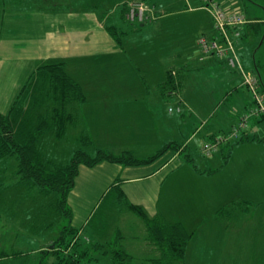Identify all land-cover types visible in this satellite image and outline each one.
<instances>
[{"label":"crops","instance_id":"0c3cea01","mask_svg":"<svg viewBox=\"0 0 264 264\" xmlns=\"http://www.w3.org/2000/svg\"><path fill=\"white\" fill-rule=\"evenodd\" d=\"M125 1L127 0H118L117 7L120 8ZM150 1L152 4L147 3ZM216 1L226 11L238 12L245 18L244 23L230 32L233 52L239 54L240 64L245 70L258 76L260 90L264 93V52L257 57L259 48L264 43V0ZM107 2L108 0H0L4 16L2 21L0 18V57H9V63L0 62V73L6 70L17 71V85L20 87L40 71L41 67L63 63L65 72L80 85L84 96L66 101L62 133L57 136L54 131L50 134L51 137L45 138L52 141L65 137L68 132L74 134L78 143L77 148L72 151L74 153L77 150L85 151L84 145L91 142L88 139L90 128H100L103 134L106 131L115 135L139 133L148 128L145 121L154 118V113L148 108L153 100L151 88H159L170 69H181L185 74L184 86L179 97L174 99L180 105L177 110L186 109L188 120L194 115V98L187 100L188 84L193 76L204 77L201 84L208 85L212 104L219 99V94V102L236 97L238 90L233 89L243 85L242 75L230 68L221 56L215 57L212 53L203 55L197 45L198 34V37L203 35L208 38L217 34L213 16L201 0H144L149 5L151 19L142 25L121 26L125 32L121 35L120 45L107 30V26L119 24V9L116 13L111 8L115 5ZM242 8L246 11L243 12ZM31 14L35 19L29 21L27 27L25 21ZM186 29H189V33ZM252 33L259 41H248ZM151 39H159L161 42L152 43ZM132 44L135 45L134 48L128 51ZM249 49L253 52H248ZM247 56L253 58L256 73L248 67ZM90 63L101 66L98 69L101 76L96 74L88 77L80 74L89 71ZM27 83L29 81L23 87ZM89 84H93L95 89H88ZM37 85L44 92L48 89V83L42 80ZM19 87L16 88V96L6 102L7 110L19 94ZM111 88L113 90L109 91ZM213 88L218 89L214 98ZM158 92L162 97L161 92ZM47 98L44 100L45 104L52 105L53 100ZM154 100L160 102L161 98L156 97ZM249 103L251 100H245L243 108ZM41 106L43 107L37 111L44 113L47 106ZM98 106L102 108L99 109ZM170 107L173 106H169L168 110ZM201 119L203 125L207 126L206 137L212 139L217 136L215 121L205 117ZM260 119L253 118L251 121L255 123ZM177 125L181 126V151L180 148H173L171 154L163 160L159 159L162 157L159 155L160 157L156 156L153 160L140 164L109 160L97 162V165L102 164L106 170L115 173L99 192L92 188L82 191L78 195L77 207L68 203V200L71 201L68 195L75 186L74 182L66 194L69 216H65L58 208L57 201L61 197L59 193L43 191L48 195L53 194V203L49 207L55 209V219L47 222L41 227L44 231H40L43 234L56 230L60 233L59 223L61 222L62 228L69 222V229L78 236L83 233L86 238L93 237L94 244L99 245L116 238L118 246H123L132 259L137 257L136 260L143 264H151L160 257L161 249L149 240L144 219L130 208L131 204H135L142 207L146 217L155 216L163 222L180 221L191 235L184 256L173 264H264V182L260 175H254L264 173L259 170L264 169V142L261 141L264 131L255 132L253 136L248 134L252 138L236 144L226 161L221 159L220 163L214 164L205 160L196 164L184 155L183 160L167 170L165 168L175 157L178 158L180 152H184L187 143L196 135L195 130L186 135L185 121L180 120ZM120 129L122 131L118 132ZM240 145H244L243 150H261L260 157L263 159L248 156L242 159L236 154V147ZM189 148L190 146L187 151ZM95 150H104L113 155L130 151L135 157L142 159L155 155L136 154L131 148L122 149L120 153L102 147ZM16 181L21 182L19 179ZM30 196L31 193L23 191L17 197L20 201L18 203H25L23 212L30 211L27 202L33 205ZM5 199L9 200L7 194ZM41 204L45 205L44 202ZM34 211L35 208L30 212ZM78 213H83L81 219L77 217ZM3 216L0 210V218ZM107 222L113 223L112 230L107 229ZM54 223L58 225H53ZM18 227L26 226L19 224ZM37 230L38 228L29 226L28 231L33 233ZM127 241L133 243L127 244ZM133 249H142V253L133 254ZM0 252L8 253L3 247ZM99 253L92 255L94 261L111 264V256L107 251Z\"/></svg>","mask_w":264,"mask_h":264},{"label":"rangeland","instance_id":"374dc122","mask_svg":"<svg viewBox=\"0 0 264 264\" xmlns=\"http://www.w3.org/2000/svg\"><path fill=\"white\" fill-rule=\"evenodd\" d=\"M118 0H108L107 4L115 5L114 7H111L116 13L118 12V7L116 4ZM148 1V0H146ZM157 1V0H156ZM203 3L204 1L201 0ZM215 1V0H214ZM217 2V1H216ZM147 3H151L147 2ZM149 6V5H147ZM109 7V8H110ZM2 8V7H1ZM0 8V18L1 21L3 20V14L2 9ZM243 12L246 11V9L242 8ZM147 13L150 15V18L146 19L150 20L151 15L149 9L147 10ZM264 13V10H263ZM33 15L27 17V20L25 21V26L29 27V21H32ZM10 19V18H9ZM143 21V22H145ZM146 25V24H144ZM124 27V24L122 25ZM189 33V29H186ZM196 37V42L198 47L200 48V45L198 43V36ZM248 41L251 42L252 40H256L258 37L252 33L248 37ZM166 40H170L169 37H165ZM258 40V39H257ZM259 41V40H258ZM150 42L160 43L159 39H151ZM135 45H131L127 50L131 51L134 48ZM201 50V48H200ZM251 50L249 49L248 52ZM253 51H251L252 53ZM255 52V51H254ZM259 55L264 52V43L259 48ZM264 56V53L262 54ZM248 67L251 68L253 72H255L254 69V61L252 57H248ZM0 62L3 63H9V57H0ZM264 66V65H263ZM247 68V66H246ZM248 68V69H249ZM98 69H101V66L99 64H91L89 67V71L83 72L80 74H85L88 77L96 74H100L101 71ZM247 70V69H246ZM264 69H262L263 71ZM264 72V71H263ZM21 73V72H20ZM149 73V72H148ZM256 73V72H255ZM18 72L12 71V70H6L3 73H0V112L4 113V111L7 110V101H11L14 98L16 88L19 86L17 85L18 82ZM22 74V73H21ZM143 73L141 72V75ZM147 74V73H146ZM145 74V75H146ZM123 76V75H122ZM144 76V75H143ZM83 77V76H82ZM35 74H33L29 80V82L34 81ZM262 83L264 85V76L262 75ZM25 81L18 89V92L22 89L23 85L27 82ZM98 81V80H97ZM204 81L203 76H199V78H195L194 76L191 78L188 84V99L194 98V104L193 106V114L192 117L188 120L189 114H186L185 110H177V108L180 107V105H177V101L175 103V96L171 94H159L158 90L159 88H151L152 95V105L148 106L151 113H154L153 120H146L148 128H144L140 130L139 133L135 135H126V133L121 134H113L107 133V131L103 134L101 129H91L90 128V137L88 138L91 140L88 144L84 145L85 151L90 154V156H94L96 153V148L102 147L105 150H111L112 152L120 153L122 149L125 148H131L134 149L136 154H158V156H162L159 159H164L168 157L171 154V150H173V147H170L169 145H177L176 150L181 151V126H178L177 123L181 121H185L186 126V135L188 133H193L194 130L196 131V135L193 137L192 140H190L187 144V147L184 148V152H180V155L175 157L173 161L170 163L168 167L165 169H169L173 164L178 163L181 161V159H184V155L188 156L190 161L195 162L198 164V162L201 161H212L214 164H218L221 162V159L223 155V152L220 150L221 147H224L226 145V141L229 139L230 141L234 138L239 137V135L246 131L247 134L253 136L256 133L255 132H262L264 131V119H260L257 122H252L251 120L253 118H261L262 116H250L246 122L245 128L240 129L236 136H230L233 138H228L222 142L220 140L217 143V148L219 151H214L209 155L202 154L200 150V146H202V143L205 141H210L212 139H209L206 137V130L207 126L203 125V121L201 118H210L211 121H215L216 123V129L218 132L217 136H223L227 137L228 133L232 131L234 127H236V124L239 123V119L241 115L248 113L250 111V108L253 106V96L250 88L243 84L239 85L237 88H234L233 90H238V93H235V98H229L226 99L224 102H219L221 98V94H219V99L216 101V103L212 104L211 102V94L208 92L209 87L206 84H201ZM20 82V81H19ZM93 84L87 85L88 89H95L92 87ZM18 86V87H17ZM261 89V84L258 87ZM257 88V89H258ZM258 89V92L263 96L264 100V93ZM111 88L109 91H112ZM36 91L35 82L33 83V86L30 84L27 85V87L23 90L21 99H23L22 104H25V107H29L27 104L28 100L30 103H33L35 99L39 100L42 98V96H37L34 98L33 92ZM37 91H42L37 88ZM215 91H218L217 88H213V98L216 96ZM27 93H28V99H27ZM232 95V92H231ZM16 96V95H15ZM156 97H160L161 101L157 102V100H154ZM173 97V98H172ZM251 100V103L246 105L247 107H244V101ZM193 101V100H192ZM46 103V102H45ZM44 102L41 103V105L49 106L50 104H45ZM176 105H175V104ZM31 105V104H30ZM39 105L38 103L32 104L34 109L42 108L43 106ZM61 103H58L57 106L54 108L48 107L47 113L50 114L49 116H53L54 119L51 121L53 124H57L59 127V123L61 121L65 122V110L60 108ZM169 106H173L172 111L168 110ZM98 108H102V106H98ZM97 109V111H99ZM245 109V110H244ZM45 110V112H46ZM63 110V111H62ZM183 111V112H182ZM27 113L26 119L28 120L29 115L31 114V109L29 108V111H23V113ZM34 112V110H33ZM186 114V115H185ZM199 114V115H198ZM48 116V117H49ZM148 116V115H147ZM201 116V118L198 119V117ZM52 117V118H53ZM177 120V122H176ZM262 121V122H261ZM197 124V125H196ZM196 125V126H195ZM195 126V128H194ZM199 126V127H198ZM219 126V127H217ZM197 128V129H196ZM122 129H120L118 132H121ZM180 133V134H179ZM230 134V133H229ZM258 136V135H256ZM262 136V135H260ZM48 137H51V135H48ZM52 139V138H51ZM78 143L75 141L74 134L71 135V133H67L66 136H62L60 139H50L42 138L40 142L41 151L43 158L45 160H51L55 163L60 162L62 164H65L68 162L69 158L72 153V151L77 148ZM194 145V146H193ZM188 146H190L189 150L187 151ZM96 147V148H95ZM244 145H240L236 147V154L239 155L242 159L249 158L252 159H263L261 156V150H257L256 148H247L243 150ZM258 148V147H257ZM141 150V151H139ZM165 151V152H164ZM146 152V153H145ZM164 152V153H163ZM173 152V151H172ZM159 156V157H160ZM18 158L15 155L7 156L0 161V210L1 214L4 215L0 218V248H5L8 253L3 258H0V264H52L56 262V255L48 253L50 252H59L62 255H69V253L73 252H79V255L84 254V249H87L88 252H85V257L80 258V261L70 263V264H104L102 262L94 261V258L92 255H99V251H107L110 256H112L113 251L117 248L118 242L116 238L111 239L110 241H107L100 247L99 250L94 251L93 244L95 242L93 237L88 236L86 238L83 233L81 236H78L76 232H72V229H69L70 227L69 222L66 223V225H63L61 228V222L58 224L54 223L53 225H58L61 229L60 233L56 232H46V234H43L44 231L41 229L44 225L47 224L50 220L55 219V209H51L49 207L50 203H53V194L50 195L43 193V191L40 189V186L33 185L31 183H21L16 181L17 180V163ZM57 161V162H56ZM103 161V160H102ZM248 161V160H247ZM109 163V162H105ZM98 163L92 165V166H86L83 163H80L78 168V174L74 180L75 186L73 189L69 192L68 198L70 196L71 201L68 200V203L70 206L75 204L77 207L79 204L78 201V195L82 191H87L88 188L96 189V192H99L101 187H103L106 182H109V178L112 174L115 172H112L111 170H106L102 164L97 165ZM110 165V164H105ZM262 167V166H259ZM260 172H264V169H259ZM118 174V173H117ZM255 176L260 175L261 181L264 182V173L256 174ZM252 181V180H250ZM41 190V191H40ZM74 190V192H73ZM23 191L31 193V203L27 202L29 204V210L35 208L34 212H30L28 210H25L26 212H23L26 207L24 206L25 203H18L20 202L17 200V197L23 193ZM50 192V191H47ZM5 194L9 196V200L5 199ZM39 202V204H37ZM41 202H44L46 207H43L45 205L41 204ZM41 204V205H40ZM43 207V210H40V208ZM43 212V214H41ZM83 213H78L77 217L80 219L82 218ZM8 219L9 222L6 220ZM4 223V224H3ZM64 223V222H63ZM19 224L21 226H26L25 228L18 227ZM109 227L108 230H112L113 223L107 222ZM29 226L34 228H38L35 232H29ZM41 229V231H40ZM27 230V231H26ZM87 233V232H85ZM62 236L64 241L59 244L58 238ZM65 237L69 240H65ZM90 240V241H89ZM75 241H78L75 242ZM127 244H132L133 241H127ZM79 244V245H78ZM78 245V246H77ZM132 250L133 254L142 253V249ZM46 251V252H45ZM1 253V252H0ZM18 253V254H14ZM91 253V254H89ZM10 255V256H9ZM67 258V257H66ZM93 259V260H92ZM135 258H129V261L127 264H143L142 262L136 260ZM109 261V257L107 258ZM133 260V262H131ZM66 261V260H64Z\"/></svg>","mask_w":264,"mask_h":264},{"label":"trees","instance_id":"16d2710c","mask_svg":"<svg viewBox=\"0 0 264 264\" xmlns=\"http://www.w3.org/2000/svg\"><path fill=\"white\" fill-rule=\"evenodd\" d=\"M128 9L129 0L120 5L118 12L119 24L107 26V30L115 37L118 45L122 43L121 35L125 32L121 29L123 24L130 26L131 24L142 25L144 23L143 21H130L127 18ZM119 28L121 29L120 32L118 31ZM211 55L219 57L214 54ZM237 55L240 60L239 54ZM221 58L224 59L230 68L237 70L241 75L237 66H231L227 62L225 55L221 56ZM256 77L260 85V80L258 76ZM33 80L34 81L27 83V85L29 84L30 86L31 84L33 86V83L35 82L36 91L32 94H34V98L36 95L42 96L41 99H35L33 103L26 100L29 107H25L26 105L22 104L23 99H21V97H23L21 96L22 92L27 87V85H25L11 104V107L5 113L0 112V159L15 155L18 158L17 180L19 179V181L40 186L42 190L59 193L61 197L57 201L58 208L65 214V216H69L70 214V209L66 201V194L74 184V178L78 172V166L80 163L90 166L102 160H109L122 162L124 164H140L151 161L158 156L159 153L142 159L135 157L130 151H124L119 155H113L104 150H97L94 156H90V154L85 151L77 150L74 151L70 161L65 165H57L51 160H45L40 150V140L54 131H56L57 136H60L65 122L61 121L59 127L57 124L54 125L51 121L54 119L53 116H49L50 114L47 112L41 113V111H37L38 109H34L35 107L33 108L32 104L38 103L41 105V103H45L44 100L48 97L47 99H52L53 103L52 105L47 106V108L52 106L55 108L58 103H61L60 108L63 109L66 101L69 102L73 99L76 100L84 96L80 85L75 80L71 79V77L65 72L63 63H51L41 67V70L35 74ZM39 80L48 83V89L46 92L37 91V88H39L37 82ZM184 81L185 74L181 69H175L174 71L172 69L167 70L165 79L159 86L161 94L163 95L167 93L179 97V93L184 86ZM28 97L27 93V99ZM29 108L31 109V114L27 120V113H23V111H29ZM261 119H264V117H261ZM216 138H218V136H213L212 140L205 142H213ZM249 138L252 137H249L247 132L243 131L239 137L234 138L231 141L228 139L225 142L226 145L220 149L223 152V161L227 160L228 154L236 144ZM261 141L264 142V138H261ZM169 146L176 148L177 145ZM130 208L144 219L149 240L158 245L161 249L160 257L153 260L151 264H173L175 260L184 256L191 235L184 229L180 221L175 220L163 222L155 216L150 218L146 217L142 207L139 205L131 204ZM63 239L64 238L60 236L58 238V243L61 244L64 241ZM65 240L69 239L65 237ZM75 242L78 243V241ZM101 246L102 245L99 244H93L94 251L99 250ZM83 251L84 254L79 256V252L76 251L69 253V255L66 256L67 258L59 252L49 251L48 253L56 255L57 260L52 264H70L71 262L74 263L80 261V258L85 257V252L88 251L87 249H84ZM5 255V253H0V258H3ZM129 258H131V256L125 251L123 246L119 245L112 253L111 264H127Z\"/></svg>","mask_w":264,"mask_h":264},{"label":"built area","instance_id":"2783aa9c","mask_svg":"<svg viewBox=\"0 0 264 264\" xmlns=\"http://www.w3.org/2000/svg\"><path fill=\"white\" fill-rule=\"evenodd\" d=\"M206 7L209 9L213 16L214 27L217 30L216 36L208 38L206 36H200L198 38V43L200 45L203 55L209 53L216 54L217 56H224L227 58V62L231 66H237L241 72L243 78V84L247 85L253 96L254 104L250 108L248 113L241 115L239 123L236 124V127L228 133L227 137L220 136L215 139L213 142H205L201 146V152L204 154H210L216 150L217 143L222 140V142L230 136H236L240 129L245 128L246 122L250 116H262L264 115V100L263 96L258 92V79L251 72L246 71L240 64L239 59L236 54L233 52V45L230 34L231 30L235 29L238 25L245 22V18L238 12H228L223 9L217 2L214 0H203ZM148 6L145 4L144 0H129V9L127 12V18L130 21H145L150 18V15L147 13ZM236 35V34H235ZM172 108L170 107L169 110Z\"/></svg>","mask_w":264,"mask_h":264}]
</instances>
